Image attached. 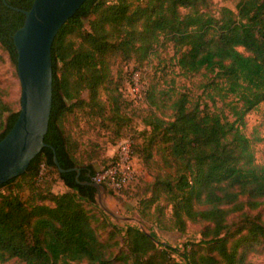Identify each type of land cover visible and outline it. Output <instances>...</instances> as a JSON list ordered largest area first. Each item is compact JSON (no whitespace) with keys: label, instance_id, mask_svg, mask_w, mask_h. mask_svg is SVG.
Returning a JSON list of instances; mask_svg holds the SVG:
<instances>
[{"label":"trees","instance_id":"16d2710c","mask_svg":"<svg viewBox=\"0 0 264 264\" xmlns=\"http://www.w3.org/2000/svg\"><path fill=\"white\" fill-rule=\"evenodd\" d=\"M6 1L27 9L33 0ZM210 6L211 0H84L61 25L51 48L47 145L22 174L0 184V264H248L239 244L264 239L263 214L251 213L264 208V163L255 161L244 131L246 113L264 100V0H239L236 11ZM23 20V12L0 0V45L15 66L12 35ZM167 45L178 73L199 76L214 108L201 107L174 79L168 85L159 78L143 82L137 99L148 108L132 152L152 173L140 215L152 217L147 209L153 204L162 214V198L171 205L167 228L184 231L188 221L203 223L201 239L182 249L138 225L114 222L101 207L96 213L97 188L90 183L96 169L84 163L64 125L81 111L118 130L130 127L133 115L111 65L116 58L133 60L138 70ZM17 113L0 85V139ZM54 153L62 168L78 167L79 173L60 171ZM42 166L68 189H39ZM233 214L239 223L229 220Z\"/></svg>","mask_w":264,"mask_h":264},{"label":"rangeland","instance_id":"374dc122","mask_svg":"<svg viewBox=\"0 0 264 264\" xmlns=\"http://www.w3.org/2000/svg\"><path fill=\"white\" fill-rule=\"evenodd\" d=\"M239 0H211L210 9L217 12L221 6L229 7L236 11V4ZM184 11V10H183ZM87 23V20H85ZM171 45L159 48L158 54L154 55L149 61L142 63V66L137 70L133 69L136 64L131 61L120 60L116 58L111 65V76L114 80L119 81L124 88L125 97H127L126 111L133 115V122L130 127H125L118 130L116 126L107 125L106 121L94 119L83 112L77 111L70 114L65 121V128L70 132L73 138L78 143V150L82 152L84 163H92L96 171L102 167L112 155L114 148L118 143L125 138L132 141H140L137 131L143 128L141 115L147 111V104L141 99H132L128 88L141 89L144 82L147 86L151 79H160L163 85L171 84L174 79L175 85L182 90H186L189 96L193 99H199L201 107L214 108L208 95L202 92V88L198 86L200 77H186L178 73V68L173 64L171 58ZM140 71L143 79L140 78ZM130 73V74H129ZM166 81V82H165ZM0 85L4 91V99L11 105L13 109H19L20 83L17 73V68L10 59L7 51L0 45ZM131 90V89H130ZM135 92V91H133ZM83 95H87L84 92ZM217 105H221L218 100ZM224 113L232 118L227 107L223 109ZM119 132V134L117 132ZM245 133L251 138L254 148L255 161L264 163V100L259 105L246 113L245 115ZM96 152L92 158L88 154ZM152 180V173L149 168L138 159V171L129 185L123 189L113 188L110 186L100 187L97 191V208H94L98 213L99 208H107L112 216V220L120 225L135 224L147 231H153L158 240L170 244L173 247L182 249L184 244L190 241H198L201 239L202 222L188 221L184 231H179L174 228H167L170 224L169 217L171 213V205L160 198L157 202L162 208V214L154 210V204L147 209L151 216L149 219L143 218L139 213V208L144 204L142 200L149 195V183ZM39 189L49 185L54 193H61L68 187L57 177L54 170H49L42 166L39 177L36 183ZM99 207V208H98ZM262 212L264 219V208H258L251 211L255 213ZM156 217L160 219V223L156 222ZM240 217L233 214L229 217L230 221L239 223ZM238 235H235L236 238ZM239 249L244 252V260L248 264H264V239L259 241L246 240L239 244ZM240 250V251H241ZM177 258L179 256L176 255ZM22 264L16 259H11L7 264ZM85 264V263H80Z\"/></svg>","mask_w":264,"mask_h":264},{"label":"water","instance_id":"95a60500","mask_svg":"<svg viewBox=\"0 0 264 264\" xmlns=\"http://www.w3.org/2000/svg\"><path fill=\"white\" fill-rule=\"evenodd\" d=\"M3 2L23 12L24 20L12 35L21 91L17 117L0 139V184L22 174L47 145L44 135L52 105V43L61 25L84 0H33L27 9ZM53 160L60 171L75 169L79 173L78 167L62 168L55 153ZM90 183L97 191L104 187L94 180Z\"/></svg>","mask_w":264,"mask_h":264},{"label":"built area","instance_id":"2783aa9c","mask_svg":"<svg viewBox=\"0 0 264 264\" xmlns=\"http://www.w3.org/2000/svg\"><path fill=\"white\" fill-rule=\"evenodd\" d=\"M130 89L128 88L131 97L138 98L141 96L144 84L141 89L135 86ZM137 171L138 158L132 152V140L125 138L114 148L106 164L96 171L93 180L105 186L120 189L135 177Z\"/></svg>","mask_w":264,"mask_h":264}]
</instances>
